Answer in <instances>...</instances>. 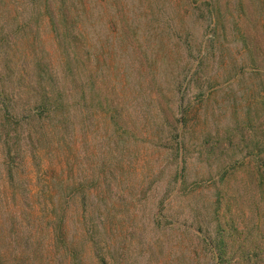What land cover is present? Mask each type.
Here are the masks:
<instances>
[{
	"label": "rangeland",
	"instance_id": "374dc122",
	"mask_svg": "<svg viewBox=\"0 0 264 264\" xmlns=\"http://www.w3.org/2000/svg\"><path fill=\"white\" fill-rule=\"evenodd\" d=\"M103 7V21L90 31L91 52L97 54L91 67L95 62L104 66L107 76L97 81V89L116 110L118 126L113 128L105 110L90 108L87 132L83 135L77 128L71 156L82 159L80 140L86 137L89 209L102 210L103 201L115 205L116 211L104 214L112 241L130 243L147 260L150 255L147 264H182L192 233L165 221L160 225L165 229L155 231L150 221L162 211L161 202L168 203L167 211L184 217L185 225L192 223L196 200V211L203 216L217 199L222 216L238 223L251 225L260 215L254 206L262 207L260 180L246 155L251 146H244L255 140L262 147L264 143V0H105ZM186 36L190 49L179 38ZM199 52L207 55L196 76L205 91L201 94L194 83L186 87ZM252 59L258 71L247 66ZM123 70L129 74L125 86L118 83ZM181 92L184 188L175 196L178 182L168 196L175 179L174 161L167 154L173 141L161 125H174L181 116L175 111ZM208 149L212 155L206 154ZM241 155L246 157L240 163ZM2 161L0 153V264H33L39 250V175L28 161L17 179L32 198L18 190L12 199ZM79 166L74 161L75 173ZM66 167L63 161L52 168L58 172ZM29 205L34 215L28 216ZM143 237L154 242L153 253L147 244L139 248Z\"/></svg>",
	"mask_w": 264,
	"mask_h": 264
},
{
	"label": "trees",
	"instance_id": "16d2710c",
	"mask_svg": "<svg viewBox=\"0 0 264 264\" xmlns=\"http://www.w3.org/2000/svg\"><path fill=\"white\" fill-rule=\"evenodd\" d=\"M104 1L0 0V153L3 178L12 199L18 190L26 193L28 199L32 198L30 191L18 183L17 173L30 161L39 175L41 186L35 194L39 250L33 264L149 262L150 255L147 260L142 252L132 250L130 243L122 242L123 245L119 246L121 241H112L107 231L108 217L104 214L116 211L113 203L106 205L103 201L102 210L99 207L89 209L91 194L86 137L80 140L82 159L74 160L71 156L77 128L83 135L87 132L90 108L105 110L113 128L117 130L118 126L116 110L107 104L97 89V81L107 76L104 66L95 62L91 67L97 54L91 52L90 31L96 23L103 21ZM178 34L174 32L175 36ZM179 38H183L190 49L191 38ZM206 56L199 52L198 64L186 81V87L194 83L198 94L205 93L196 76L202 72ZM247 66L259 70L254 59ZM128 76L123 70L118 83L125 86ZM174 83L178 85L177 91L180 82L176 80ZM182 93L175 107L181 116L176 118L174 125L168 122L161 125L173 141L167 147V154L175 166L174 187L168 190V196L178 182L175 196L184 188L183 172L187 159L181 135L185 114ZM251 122L249 120L247 124L250 126ZM116 142L113 139V143ZM250 146L246 155L254 166V175L260 180L262 194V207L257 203L254 205L260 215L252 220L251 225L222 216L221 199L210 203L211 211L206 216L196 211L199 202L196 200L190 225H185L187 220L178 213L167 211L168 203L161 202L162 211L152 215L150 224L155 231L165 229L164 224L160 226L165 221L174 228L192 233L194 243L189 244L191 250L188 246L185 249L187 253L180 259L182 264H264V143L262 147L255 140L244 147ZM255 149L258 152H254ZM212 152V149L206 150L207 155ZM246 155L239 156L240 163ZM63 161L67 167L55 172L52 167ZM74 161L80 162L76 173ZM100 193L104 195L102 189ZM28 208V216L34 215V207L29 205ZM115 226L118 225L115 223ZM144 241L139 248L147 244L153 253L154 242L146 243L145 238ZM169 263L177 264L176 260Z\"/></svg>",
	"mask_w": 264,
	"mask_h": 264
}]
</instances>
